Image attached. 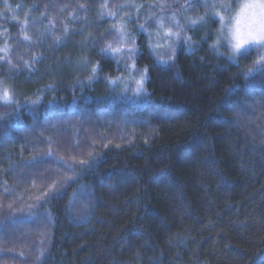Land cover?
<instances>
[{
    "label": "trees",
    "instance_id": "16d2710c",
    "mask_svg": "<svg viewBox=\"0 0 264 264\" xmlns=\"http://www.w3.org/2000/svg\"><path fill=\"white\" fill-rule=\"evenodd\" d=\"M130 1L0 0V264H264V47H211L227 0Z\"/></svg>",
    "mask_w": 264,
    "mask_h": 264
},
{
    "label": "clouds",
    "instance_id": "9594fccd",
    "mask_svg": "<svg viewBox=\"0 0 264 264\" xmlns=\"http://www.w3.org/2000/svg\"><path fill=\"white\" fill-rule=\"evenodd\" d=\"M258 40L264 42V0H234L219 23L211 47L236 54Z\"/></svg>",
    "mask_w": 264,
    "mask_h": 264
},
{
    "label": "snow or ice",
    "instance_id": "6c2138e0",
    "mask_svg": "<svg viewBox=\"0 0 264 264\" xmlns=\"http://www.w3.org/2000/svg\"><path fill=\"white\" fill-rule=\"evenodd\" d=\"M164 7H167V5H165ZM225 7L228 8L229 6H225ZM109 15L110 16H114L115 14L110 12ZM215 15H217L219 17V22H221L223 14L218 12V13H215ZM169 19L171 21H173L175 26L181 27L179 25V22L176 21L175 16L170 17ZM157 23H158V26L161 29H163V32H164L163 39L164 40L171 41L173 38H175L177 41H179L181 39V32L180 31L174 32L171 27L165 28L163 19H160L159 21H157ZM192 23H196V21H193ZM113 27H117V25H114ZM141 27H143V26H141ZM183 39L185 41H187L190 38L183 37ZM128 43L132 44L133 46L128 48L125 54L129 55V56H135V54L138 51L137 47L134 45V43H133V41L131 39L128 40ZM255 44L264 46V42H261L259 40L256 41ZM168 47H169V50L171 52H173V54H175V48L172 46L171 43H169ZM122 48H123V45H120V46H117V47H113L112 44L109 43V44L106 45L105 48L101 49V53H103L104 51H111V53L119 54V53H121ZM261 64L264 65V60H261ZM124 67L127 69L129 67V65L125 64ZM133 67H134V61H133ZM92 71L94 73L97 72L98 71V67L97 66H93L92 67ZM249 71H251V70H249ZM147 80H148V76L146 75V70H145V74H142L140 79L135 80V84H136L135 91L137 92V94L143 93L145 95V102H147V99L150 98V96H151V93H148L147 90L144 88V84H145V82H147ZM0 98H2L4 100L9 99V92H8L7 89L3 90L2 97H0ZM81 166H83V162H82ZM61 183H63V181H61ZM54 190L57 191V192L59 191V189L55 188V186H54Z\"/></svg>",
    "mask_w": 264,
    "mask_h": 264
},
{
    "label": "rangeland",
    "instance_id": "374dc122",
    "mask_svg": "<svg viewBox=\"0 0 264 264\" xmlns=\"http://www.w3.org/2000/svg\"><path fill=\"white\" fill-rule=\"evenodd\" d=\"M144 1L146 2V0H131L130 2H128L123 8H121L120 10V13L121 15H123L125 12H127L128 10L130 9H133V10H136L139 6H141ZM228 2H226V4H221L220 7H216L215 9H213V16L217 17L219 19V17L217 15H215V13H222L223 15L224 14H227V11H228V8H226L225 6H230L232 2H234V0H227ZM194 21V19H193ZM209 23H207L206 25H211L212 28L214 29V33L216 35V32L218 30V27H214L210 21H208ZM220 23V22H219ZM192 24V21L189 20L187 22V25L188 26H191ZM180 25V24H179ZM204 26V24H201L198 27V29H201L202 27ZM165 28H168V27H165ZM172 28V27H171ZM205 28V27H204ZM206 28H208V26H206ZM174 31V30H173ZM163 36H164V32H163V29L159 28L155 31V34H154V45L157 47V48H161V47H164V46H167L169 43H172V41L174 40V38L171 40V41H168V40H164L163 39ZM251 47H264V46H261V45H257V44H253V45H249L243 49H241L238 53L236 54H232L230 53L226 48H220V49H217L215 48L219 53L221 52L222 54L226 55L228 58L230 59H235L237 57V55L243 51V50H246V49H249ZM4 89H7L8 92H9V99H11V94H10V85L7 84L5 81L3 80H0V96L2 97V93H3V90Z\"/></svg>",
    "mask_w": 264,
    "mask_h": 264
},
{
    "label": "bare ground",
    "instance_id": "6f19581e",
    "mask_svg": "<svg viewBox=\"0 0 264 264\" xmlns=\"http://www.w3.org/2000/svg\"><path fill=\"white\" fill-rule=\"evenodd\" d=\"M255 48V47H254ZM251 49V48H250Z\"/></svg>",
    "mask_w": 264,
    "mask_h": 264
}]
</instances>
